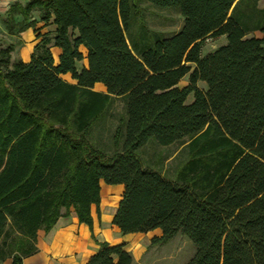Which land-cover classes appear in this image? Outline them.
Instances as JSON below:
<instances>
[{
	"label": "trees",
	"instance_id": "1",
	"mask_svg": "<svg viewBox=\"0 0 264 264\" xmlns=\"http://www.w3.org/2000/svg\"><path fill=\"white\" fill-rule=\"evenodd\" d=\"M154 9L179 28H150ZM0 21L10 37L54 25L34 28L26 62L0 41V261L22 264L71 209L91 229L101 185L119 184L121 233H181L195 246L185 264H264V0H15ZM115 97L124 113L105 149L91 128ZM151 139L183 145L172 174L144 165ZM98 244L87 264H136L123 243Z\"/></svg>",
	"mask_w": 264,
	"mask_h": 264
},
{
	"label": "crops",
	"instance_id": "2",
	"mask_svg": "<svg viewBox=\"0 0 264 264\" xmlns=\"http://www.w3.org/2000/svg\"><path fill=\"white\" fill-rule=\"evenodd\" d=\"M13 1L15 0H0V14ZM34 17L37 18L36 13H34ZM34 28H39V32L52 31L54 25L47 24L42 27V22H36ZM34 28H27L16 37L3 35L4 42L14 43L13 59L18 57L25 62L30 59L33 47L39 40L36 37ZM50 51L56 63L60 50L58 47L50 44ZM84 62L82 61V63ZM62 77L69 82H73L69 74H64ZM121 192V185L119 187L114 186V188L111 185H101L99 211L96 212L94 205L91 206L92 232L96 240L91 236L89 227L85 223L79 222L74 210L71 209L67 217L58 218L48 231H44L43 229L37 230L35 239L36 251L31 255L23 257L22 264H87L89 256L99 249L98 242L103 241H106L109 245L123 243V248L130 252L133 259H135L133 243L130 241L140 233L123 235L111 223V218L116 210ZM10 263V257L0 261V264Z\"/></svg>",
	"mask_w": 264,
	"mask_h": 264
},
{
	"label": "rangeland",
	"instance_id": "3",
	"mask_svg": "<svg viewBox=\"0 0 264 264\" xmlns=\"http://www.w3.org/2000/svg\"><path fill=\"white\" fill-rule=\"evenodd\" d=\"M260 4H262V2ZM146 21L150 28L160 30L166 35L177 30L181 25L180 16L171 9H154V13L146 15ZM252 34L258 35L257 32H253L248 33L246 36ZM3 35V26L2 23H0V41L4 38ZM224 42V36L206 39L202 47V54ZM186 81L187 76H185L180 83L185 84ZM197 84L201 88L204 87L202 82H198ZM94 89L104 91V87L100 83H96ZM124 100L123 98L115 97L107 114L102 119L98 120L91 128V138L105 149H110L111 147L112 133L118 123L119 116L124 113ZM188 100H191V96L188 97ZM185 139L187 138H184V140ZM182 147L183 145L179 141L167 146H161L151 139L138 148V155L144 165L161 166L163 171L172 174L174 169L178 166L180 159L185 157L183 153L184 150L181 151ZM111 186L114 188V186L119 187L120 185L114 184ZM90 232L91 236L96 240L92 228ZM125 234L129 233H123V235ZM159 234V229H154L137 234L131 239L130 242L133 243L135 256L133 260L136 264H185L193 256L195 246L181 233H177L166 242L152 243L151 238Z\"/></svg>",
	"mask_w": 264,
	"mask_h": 264
},
{
	"label": "bare ground",
	"instance_id": "4",
	"mask_svg": "<svg viewBox=\"0 0 264 264\" xmlns=\"http://www.w3.org/2000/svg\"><path fill=\"white\" fill-rule=\"evenodd\" d=\"M110 205H111V204H110ZM107 206H108V205H107ZM110 209H111V208H110ZM112 210H113V209H112ZM112 210H111V211H112ZM111 213H113V212H111Z\"/></svg>",
	"mask_w": 264,
	"mask_h": 264
}]
</instances>
